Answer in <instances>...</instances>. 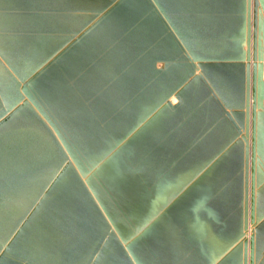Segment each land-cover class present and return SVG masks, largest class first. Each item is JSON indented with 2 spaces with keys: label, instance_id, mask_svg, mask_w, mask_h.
<instances>
[{
  "label": "water",
  "instance_id": "obj_1",
  "mask_svg": "<svg viewBox=\"0 0 264 264\" xmlns=\"http://www.w3.org/2000/svg\"><path fill=\"white\" fill-rule=\"evenodd\" d=\"M0 264H264V0H0Z\"/></svg>",
  "mask_w": 264,
  "mask_h": 264
}]
</instances>
